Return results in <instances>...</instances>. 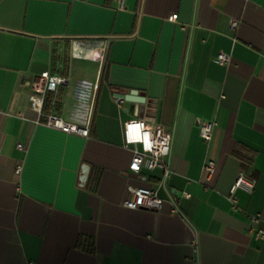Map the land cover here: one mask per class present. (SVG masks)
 Returning <instances> with one entry per match:
<instances>
[{
    "label": "crops",
    "instance_id": "1",
    "mask_svg": "<svg viewBox=\"0 0 264 264\" xmlns=\"http://www.w3.org/2000/svg\"><path fill=\"white\" fill-rule=\"evenodd\" d=\"M46 71L66 79L58 116L88 121V137L35 124L29 86ZM130 90L145 97L137 116L117 102ZM131 118L170 134L167 175L130 170ZM242 172L256 185L233 205ZM129 187L156 190L162 209L126 208ZM253 227L264 229V0H0V264H264Z\"/></svg>",
    "mask_w": 264,
    "mask_h": 264
},
{
    "label": "built area",
    "instance_id": "2",
    "mask_svg": "<svg viewBox=\"0 0 264 264\" xmlns=\"http://www.w3.org/2000/svg\"><path fill=\"white\" fill-rule=\"evenodd\" d=\"M118 10L124 9L125 0H114ZM236 21H231V27L236 28ZM105 43L101 44L99 53L94 57L99 61L104 59ZM92 54V53H91ZM93 55V54H92ZM91 55V56H92ZM90 57V56H89ZM229 55L220 53L217 55L215 62L224 65L229 62ZM66 79L62 75L53 74L50 72H43L34 77L29 86V105L36 113L37 118L34 120L35 124L41 125L50 129H55L66 134H74L82 137L89 136V122L85 125H77L64 121L56 112L57 94L59 88L65 83ZM48 94L52 95L48 109H45V102ZM120 106L123 105V100L117 98ZM138 125L139 132L135 131ZM214 123L205 122L200 125L199 135L204 142H209L212 138ZM139 135L141 138L136 139ZM147 136V139L145 138ZM123 145L129 148L132 152L130 170L133 173H139L141 170H155L161 169L165 175L169 173V165L167 159L170 154L171 136L168 131L153 123H149L144 119L131 118L123 123L122 126ZM17 148L22 149V145L18 144ZM204 170L208 175H212L215 170V163L208 160L204 164ZM19 172V169H17ZM256 181L249 177L247 173L242 172L238 175L229 191V199L233 205L236 204L235 192L243 190L245 192H252L255 188ZM164 201L157 194L154 189H139L135 187L128 188V198L124 206L128 209H147L152 211H159L162 209ZM172 212H177L175 206ZM255 223L257 220L253 218ZM256 237L264 238V229H251ZM24 264H34L27 262ZM193 264H198L194 261Z\"/></svg>",
    "mask_w": 264,
    "mask_h": 264
},
{
    "label": "water",
    "instance_id": "3",
    "mask_svg": "<svg viewBox=\"0 0 264 264\" xmlns=\"http://www.w3.org/2000/svg\"><path fill=\"white\" fill-rule=\"evenodd\" d=\"M117 97L123 100L124 109L136 116L138 111L135 109V105H143L145 103L144 95L135 90H130L126 94H119Z\"/></svg>",
    "mask_w": 264,
    "mask_h": 264
},
{
    "label": "trees",
    "instance_id": "4",
    "mask_svg": "<svg viewBox=\"0 0 264 264\" xmlns=\"http://www.w3.org/2000/svg\"><path fill=\"white\" fill-rule=\"evenodd\" d=\"M51 98H52V95L48 94L46 102H45V109H48ZM246 163H248V162L246 161Z\"/></svg>",
    "mask_w": 264,
    "mask_h": 264
},
{
    "label": "clouds",
    "instance_id": "5",
    "mask_svg": "<svg viewBox=\"0 0 264 264\" xmlns=\"http://www.w3.org/2000/svg\"><path fill=\"white\" fill-rule=\"evenodd\" d=\"M142 127L141 125H138L135 131L139 132V128ZM141 137L139 135L136 136V139L139 140ZM147 139V136L145 137Z\"/></svg>",
    "mask_w": 264,
    "mask_h": 264
}]
</instances>
